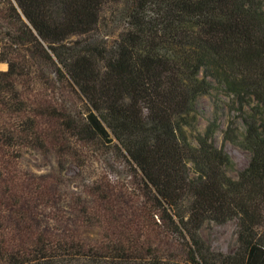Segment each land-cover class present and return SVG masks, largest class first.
<instances>
[{
    "label": "trees",
    "instance_id": "16d2710c",
    "mask_svg": "<svg viewBox=\"0 0 264 264\" xmlns=\"http://www.w3.org/2000/svg\"><path fill=\"white\" fill-rule=\"evenodd\" d=\"M107 7L121 24L111 44L96 35ZM0 62V264H264V0H0ZM215 82L245 127L236 178L216 119L196 130ZM72 142L125 159L156 237L117 221L109 191H90L87 210L21 166L29 150L63 162ZM231 219L235 249H211L200 228Z\"/></svg>",
    "mask_w": 264,
    "mask_h": 264
},
{
    "label": "rangeland",
    "instance_id": "374dc122",
    "mask_svg": "<svg viewBox=\"0 0 264 264\" xmlns=\"http://www.w3.org/2000/svg\"><path fill=\"white\" fill-rule=\"evenodd\" d=\"M107 7L104 19L96 32L99 39L111 44L116 38L121 24L116 20V14L111 15ZM7 68L6 62H0V70ZM237 104L227 95L224 90L214 83L209 94L201 95L196 100L198 120L196 130L203 132L210 121L216 119L217 128L213 135V142L221 147L229 155L232 165L228 167V174L236 178L238 172L248 163L250 153L241 145V137L244 132V124L241 119ZM230 122L233 123L235 131L231 132L233 139H227L225 132ZM194 141V140H193ZM70 145V144H69ZM69 154L63 162L56 159L54 154L44 155L40 152L27 151L25 158L21 161L24 170H31L38 176L54 177L60 188L57 189V197L69 196L72 192L83 194V203L87 210L92 209L98 199L90 195V191L100 192L104 197L109 191L111 198L117 202L116 209L119 210L113 217L117 221L132 225L138 222L142 236L156 237L160 229L153 226L145 214L148 208L146 198L141 195V182L125 159L111 149H99L96 146L76 149L73 142ZM113 185L112 190L106 189V183ZM77 195V194H76ZM110 198V199H111ZM67 202V199L62 197ZM64 216L73 222L79 217L65 204ZM137 210V213L135 211ZM143 211V214L139 211ZM139 214V217H136ZM135 222V223H136ZM119 223V222H117ZM50 227L59 228L56 224ZM132 229L133 226H131ZM83 239L87 242H96L101 238L104 231L97 224H88L80 228ZM200 236L213 250H221L225 253L232 252L237 244L236 220L231 219L223 223L208 221L199 230ZM173 251V250H171ZM178 253V252H176Z\"/></svg>",
    "mask_w": 264,
    "mask_h": 264
}]
</instances>
